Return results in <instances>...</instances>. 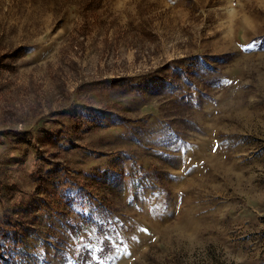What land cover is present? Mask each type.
I'll list each match as a JSON object with an SVG mask.
<instances>
[{"label":"rangeland","instance_id":"1","mask_svg":"<svg viewBox=\"0 0 264 264\" xmlns=\"http://www.w3.org/2000/svg\"><path fill=\"white\" fill-rule=\"evenodd\" d=\"M49 188L33 264H264V0H0V226Z\"/></svg>","mask_w":264,"mask_h":264},{"label":"trees","instance_id":"2","mask_svg":"<svg viewBox=\"0 0 264 264\" xmlns=\"http://www.w3.org/2000/svg\"><path fill=\"white\" fill-rule=\"evenodd\" d=\"M86 29L89 30L90 27L86 26ZM44 192L33 193L27 201L18 203L13 209L5 210V221L0 226V259L11 264H33L37 258L31 255L25 246L27 237L34 234L41 238L40 225L45 219L63 215L64 220L68 221L69 216L63 208L64 191L60 190V193L49 188ZM52 221L53 219L50 222ZM68 223L71 231L76 233V226L70 221Z\"/></svg>","mask_w":264,"mask_h":264}]
</instances>
